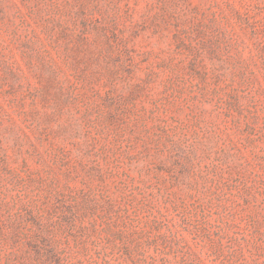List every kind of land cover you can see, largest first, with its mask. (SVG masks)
<instances>
[{
    "label": "rangeland",
    "instance_id": "374dc122",
    "mask_svg": "<svg viewBox=\"0 0 264 264\" xmlns=\"http://www.w3.org/2000/svg\"><path fill=\"white\" fill-rule=\"evenodd\" d=\"M0 264H264V0H0Z\"/></svg>",
    "mask_w": 264,
    "mask_h": 264
}]
</instances>
